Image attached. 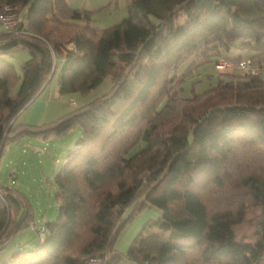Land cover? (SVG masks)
Here are the masks:
<instances>
[{"label": "trees", "instance_id": "obj_1", "mask_svg": "<svg viewBox=\"0 0 264 264\" xmlns=\"http://www.w3.org/2000/svg\"><path fill=\"white\" fill-rule=\"evenodd\" d=\"M126 1L127 17L99 28L68 0H0L18 6L15 30L0 33V55L18 46L30 52L16 95V68L0 58V158L21 137L82 128L55 176L58 219L11 261L86 264L109 255L106 264H115L126 210L143 195L138 209L154 205L162 216L132 242L133 264H264V0ZM235 47L254 51L249 58L262 72L180 96L201 63L246 58L230 55ZM60 61L61 94L87 93L107 76L111 90L54 122L14 125ZM251 201L260 211L254 241L236 233ZM20 203L17 191L0 185V249L33 221L27 206L18 222Z\"/></svg>", "mask_w": 264, "mask_h": 264}, {"label": "rangeland", "instance_id": "obj_2", "mask_svg": "<svg viewBox=\"0 0 264 264\" xmlns=\"http://www.w3.org/2000/svg\"><path fill=\"white\" fill-rule=\"evenodd\" d=\"M68 2L73 8L90 11L94 27H110L128 15L126 0H68ZM23 14L24 11L22 12L24 18L25 15ZM68 47L72 48L73 43H68ZM229 54L233 56L241 54L249 58L255 52L235 47L230 50ZM0 58L14 64L16 68L17 81L11 86V94L16 95L22 80V66L30 58V52L26 48L18 46L0 55ZM196 58L200 60L195 56L181 64L178 68L179 74L187 73L189 64ZM61 68L62 63L60 61L48 86L33 100L35 102H32L33 107L41 104V109L32 114L30 118H27L30 121L26 124L40 126L54 122L58 118L106 94L112 88V77L107 76L100 85L87 93L61 94L59 91ZM262 73L264 76V71ZM231 74L238 75L239 73L235 72L234 69L228 72H218L215 69L214 62L201 63L194 72L186 75L179 94L183 98L191 96L193 87L197 92L202 93L216 84L219 79L228 78ZM31 110L33 108L28 110L24 116L25 118L19 117L17 124H20L22 119H26ZM15 120L14 125H16ZM23 122L25 123V121ZM81 136L82 128L75 125L63 134L52 135L48 138L24 136L5 145L0 158V185L17 191L21 196L18 222L22 218L21 215L27 210V206L34 214L33 221L37 226V230L48 222H54L58 219L60 201L57 197L58 188L55 176L64 165L68 150L75 146ZM206 190L208 191L210 188ZM143 201L144 196L142 195L126 210V217L131 215L130 220L120 231L115 241V248L123 254V259L115 262V264H133L131 260L126 258L132 242L142 233L144 226L149 221L157 220L162 216V210L154 205H146L142 209H138L139 204ZM252 204V201L248 204L245 220L236 226L239 239L251 241L255 239L260 211L258 207H254ZM37 230L31 226H23L15 231L6 242L5 247L0 249V264L11 261L18 252L24 254L33 250L39 243ZM84 241V238L76 241L75 248L80 247ZM21 257H25V255Z\"/></svg>", "mask_w": 264, "mask_h": 264}, {"label": "built area", "instance_id": "obj_3", "mask_svg": "<svg viewBox=\"0 0 264 264\" xmlns=\"http://www.w3.org/2000/svg\"><path fill=\"white\" fill-rule=\"evenodd\" d=\"M17 10H18V6L15 5L4 4L0 6V26L2 28L0 30V33L2 31L9 32L15 30V27L18 23ZM234 68H237L241 73L244 74L256 75L261 72V68L259 66L254 65L250 58H243L242 60H240L238 64H234L232 61L226 58H221L219 61L215 63V69L218 72H226V71L228 72V71H232ZM29 226L37 230V226L34 221H31L29 223ZM37 231L39 233L40 239L43 241L45 237L44 226H41ZM27 258L28 257L26 256L21 257L13 261H10L8 264H20ZM108 258H109L108 255L90 256L87 259L86 264H106Z\"/></svg>", "mask_w": 264, "mask_h": 264}, {"label": "crops", "instance_id": "obj_4", "mask_svg": "<svg viewBox=\"0 0 264 264\" xmlns=\"http://www.w3.org/2000/svg\"><path fill=\"white\" fill-rule=\"evenodd\" d=\"M234 71L240 73V71L237 68H234ZM33 103H31L27 108H25L23 111L20 112L19 116H17V118L15 120V124L16 125H19V123L17 124L18 118L19 117L25 118L24 116L26 115V113L28 112L29 109L33 108V110H31V112L28 114V116H26V119H22V121H21L20 124H26V123H28L30 121V119H27V118H30V116L32 114H34L35 112H38L41 109V104H38L37 106L33 107L32 106ZM23 121H25V123Z\"/></svg>", "mask_w": 264, "mask_h": 264}]
</instances>
